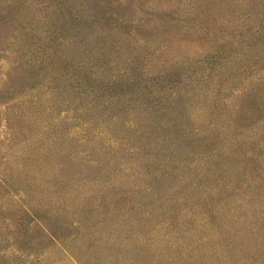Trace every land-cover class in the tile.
Masks as SVG:
<instances>
[{"label": "rangeland", "instance_id": "1", "mask_svg": "<svg viewBox=\"0 0 264 264\" xmlns=\"http://www.w3.org/2000/svg\"><path fill=\"white\" fill-rule=\"evenodd\" d=\"M0 264H264V0H0Z\"/></svg>", "mask_w": 264, "mask_h": 264}]
</instances>
